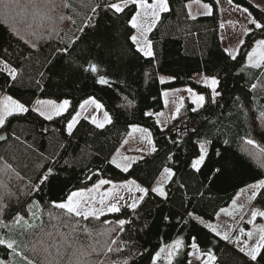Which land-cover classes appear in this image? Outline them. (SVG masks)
<instances>
[{
    "label": "trees",
    "instance_id": "trees-1",
    "mask_svg": "<svg viewBox=\"0 0 264 264\" xmlns=\"http://www.w3.org/2000/svg\"><path fill=\"white\" fill-rule=\"evenodd\" d=\"M118 1L94 0L102 7L93 14L87 7L80 6L81 0H70L72 8L59 7L53 15L64 14L76 23L73 24L72 19L57 20L59 35L53 34L46 42L39 41L38 51L10 34L11 26L17 22L27 23L30 17L21 21L20 16L15 20L0 16V50L8 48L13 53L0 58L17 66L23 79L22 84H13L5 73L0 72V93L24 102L36 98L58 102L69 99L72 102L68 112L53 121H45L30 113L10 118L6 127L0 129V133L7 132L6 139L0 142V170L6 164H11L15 170L9 174L13 177L11 180L0 175V181L8 184L7 191L16 194L6 201L11 205V211H6L0 219L10 222L12 213L26 211L27 204L37 200L41 208L38 209L40 219L36 225L42 219L44 230L53 233L52 237L45 239L49 243L58 242L57 229L51 226L57 222L49 221V212L58 214L61 210L52 207L53 201L61 202L71 191L90 188L99 179L114 182L136 179L147 186L162 166H168L176 175L175 183L168 189L167 202L152 195L148 203L142 205L139 218L122 208L120 213L106 214L100 221L90 219L82 223L103 229L117 227L115 221L118 219L132 221L125 226L123 233L118 228L112 233V238L119 236L123 247L122 252L111 257L117 264L124 259H128L129 264H150L149 254L159 247L178 237H183L187 245L193 236L203 251L211 249L216 255V264H246L247 258L235 246L215 236L204 225L195 221L184 224L183 220L189 219L186 212L191 210L205 221H213L221 208L231 204L236 190L264 179V157L260 156H264L261 151L264 149V117L261 116L264 113V70L246 66V54L264 35L260 30L244 35L237 60L233 61L221 43L220 11L216 0H202L211 6L212 14L196 19L189 17L186 10V3L190 0H169L171 11L161 15L160 22L149 34L155 58H145L130 40L133 28L129 20L135 6L130 5L119 14L103 7L108 2ZM20 2L23 4L25 0ZM230 3L248 9V13L264 22V10L250 0H231ZM88 16L92 17V26L78 32ZM249 28L254 29V26L250 24ZM74 36H79V40L66 53L55 51L64 48ZM50 56L54 57L53 63L46 65L45 60ZM92 64L98 65L97 73L85 71ZM41 71L46 73L43 78L39 76ZM197 73L218 76L220 85L217 90L221 95L216 98V103L210 102L211 91L207 86L192 81V76ZM101 75L110 81V86L96 82ZM160 75L174 79L161 84ZM36 79L43 80V91L35 85ZM188 84L205 95L209 102L204 108L193 112V104L186 99L176 118L162 128L153 116L145 115L148 111L155 113L163 109V89ZM89 97L105 106L113 123L96 129L82 117L75 126L74 137H68L65 121L79 111V105ZM132 125L143 126L152 133L157 151L144 155L128 173H123L108 161ZM43 128L48 132H43ZM13 133L19 140L14 139ZM248 139L254 144H248ZM205 141L210 142L206 144L207 156L197 173L189 165L200 153L199 144ZM60 144L64 148L58 149ZM54 149L59 150L58 156H52ZM168 156L172 157L171 161ZM48 157H52L55 164ZM50 165L54 167L55 178L43 186L42 191L30 196L20 193L21 189L26 190L30 180L35 181ZM217 168L221 169L219 173L215 171ZM15 173L23 179L17 178ZM89 176L92 178L88 179ZM181 183L185 188L179 187ZM4 191L0 189V194ZM200 192L204 195L200 196ZM254 203L264 210V196H258ZM164 216H169L171 222L164 221ZM28 217L26 214V219ZM104 220L110 223L102 224ZM59 231L66 229L61 227ZM40 234L39 228L26 232L13 229L21 251H26L24 245L30 246ZM7 235V229H0V236L7 238ZM117 246L120 244L114 247ZM190 250L185 248L174 264H188ZM0 258H10L2 246ZM158 264H166L163 257Z\"/></svg>",
    "mask_w": 264,
    "mask_h": 264
},
{
    "label": "snow or ice",
    "instance_id": "snow-or-ice-1",
    "mask_svg": "<svg viewBox=\"0 0 264 264\" xmlns=\"http://www.w3.org/2000/svg\"><path fill=\"white\" fill-rule=\"evenodd\" d=\"M231 2V0H229ZM130 5L135 6L134 14L129 20L131 28L136 30V34L130 36L132 44L135 45L136 51L139 52L145 58H155V52L153 50V42L149 39V34L156 28L157 24L161 20V15L171 11L169 6V0H119V2H108L103 5L105 9L114 10L115 13H124ZM81 7H87L93 14L97 13V10L102 7L99 3H94V0H81ZM63 7L64 9L72 8L73 5L70 0H25L21 4L20 0H0V16L5 18L16 19V16H20L21 21H24L27 17H30V22L25 24L23 29L13 25L11 26V36L22 40L24 44L28 45L31 49L38 51L39 41H47L53 37V34L59 35L56 23L57 20L64 21L65 19H72L71 17L59 14L54 16L53 13H57V9ZM204 8L207 9L206 15H211L212 10L208 4H204ZM17 9H21V12H16ZM248 12V9H244ZM16 15H13V13ZM189 16L192 19H196L195 16L189 11ZM85 23L77 29L78 32H83L85 28L92 26V17H86ZM247 22L254 26V29H245L244 35H248L253 30H260L264 35V22L253 17L251 13L248 15ZM72 23L76 21L72 19ZM47 25V26H46ZM47 35H44V31ZM35 38V39H30ZM79 36H74L64 48H57L55 51L60 53H66L68 48L73 46ZM243 43V40H240ZM228 57L231 60L236 61L239 55V50L233 51L225 50ZM13 53L8 48L0 50V57L5 55L11 56ZM247 63L246 66L252 69L264 70V38L258 39L255 42V46L250 52L246 54ZM54 57L50 56L46 58L45 64L50 65L53 63ZM85 71L90 73L98 72V65L92 64ZM0 72L7 75L13 84L23 83L21 77V71L17 66L6 58H0ZM46 73L41 71L39 76L45 77ZM202 82L211 90V103H216V98L221 95L217 90L220 85L218 76L201 75L197 74ZM174 79V77L159 78V82L164 84L167 80ZM100 85L110 86V81L103 75L96 81ZM38 90L43 91L44 85L42 79H36L34 81ZM252 88L255 89L256 85L253 84ZM187 92L192 94L191 103L195 105L191 110L193 112L204 108L205 104L209 101L206 100L205 95L196 94L193 89H186ZM164 96H168V92L163 93ZM72 106V102L69 99H63L58 102L55 99H41L36 98L34 101L24 102L20 99L14 98L12 95H4L0 97V129H4L9 123L10 118L26 116L30 113H35L38 117L45 121H53L58 117L63 116L68 112ZM88 106H92L95 110L92 115H83ZM183 105L181 104V107ZM104 105L94 97H89L83 103L79 105V111H75L71 118L65 121V131L68 137H74L75 126L80 122L83 115V119L89 120L96 129H103L106 125L113 123V117L109 111L104 110ZM180 112V107L175 109L176 115ZM96 113H102V118H97ZM146 116L152 117L153 115L162 116L163 113L154 114L151 111L145 113ZM264 117V113H261ZM173 118H176L174 115ZM157 124L160 121L157 120ZM163 127V125H161ZM43 132L47 133L48 129L43 128ZM133 131H139L144 133V139L147 140V144L150 146L147 149H137L139 152L155 153L157 147L152 140V133L146 128L134 127ZM13 137L19 140V137L13 133ZM248 144H254V141L248 139ZM127 143V140L124 141ZM210 142H202L199 144L200 153L196 159L191 161L189 167L195 172L201 171V166L204 164L207 156L206 144ZM64 148L63 144L58 146ZM54 149L52 156H58L59 150ZM264 152V149L261 150ZM218 154V153H217ZM43 155V154H42ZM119 152L112 156L108 161L109 164L114 165L123 173H128L133 165L137 164L138 159L142 160L143 156L139 158L122 156L120 160H117ZM52 159V157H48ZM169 161L172 160L171 156H168ZM52 164H55V160L52 159ZM39 167V165H38ZM11 164H6L5 167L0 170V175H4L11 180L13 177L9 175L14 172ZM217 173L221 169L215 170ZM95 175V173H94ZM176 173L173 168L168 166H162L158 170L157 174L153 176L149 185L145 186L139 183L136 179H125L122 183L117 185L110 179H99L92 187L86 189H78L71 191L65 200L61 202H52V207L58 210H62L58 214L49 212V221H56V224H52L53 228L57 229L56 235L59 236V241L48 242L46 237H52L51 231L44 230V221L41 219L40 224L29 223L26 219V214H30L37 219L36 211L33 209H40V202L32 200L26 206V211L17 210L10 216V222H6L0 219V229H7V238L0 236V246L4 247L8 251L9 259L0 258V264H117V261L112 260V256L119 254L123 251L122 242L119 241V236L112 238V233L117 232V228L120 233H123L125 226L132 221L128 219H118L115 221L117 227H109L98 229L95 226L84 224L82 221L95 220L100 221L102 216L106 214L120 213L122 208L129 210L137 218H139L140 211L143 210L142 205H146L152 195L159 197L161 201L167 202L169 200L170 192L169 187L172 183H175L174 177ZM17 178L23 179L19 176V173H15ZM55 178V170L53 166H47L46 169L41 172L35 181H31L25 186L26 190L21 189L20 193L26 196L32 195L34 192H40L51 179ZM92 177L89 176L88 179ZM105 185H111L110 189L103 192L100 189ZM180 188H185V184L181 183ZM0 189L5 190L3 194H0V216H3L6 211H11V205L6 201L10 199L15 193L7 191L8 184L0 181ZM250 190L249 201H256L258 196H264V179L257 181L256 183L248 185ZM121 190L127 193V196L121 194ZM243 191V190H242ZM203 196L204 193H198ZM19 197L17 196V200ZM123 202V203H121ZM233 205H236V200L232 201ZM239 209L245 207L244 204L237 206ZM221 213H227L226 209L221 208ZM216 218H219V213H216ZM251 219L248 223L252 224L256 221L257 217L264 218V210L261 208L253 207L250 212ZM186 216L189 219L183 220L184 224H188L190 221L198 222L204 225L215 236L220 237L225 241L230 240V235L233 229L229 228L228 231L222 232L218 227L214 226L211 222H206L204 217L197 215L195 211H187ZM235 219V217H232ZM162 219L166 222H171L169 216H164ZM102 224H109L110 221H101ZM63 227L66 231H59V228ZM147 227V226H145ZM20 228L23 231H29L30 229L39 228L41 234L31 242V245H24L26 251H21L19 242L13 236V229ZM241 236L247 238L241 240ZM103 237L104 239H101ZM110 240V242H109ZM237 246V249L244 257L247 258L246 264H264V225L254 227L252 231H245L244 228L239 229V235L231 240ZM120 244V246L114 247ZM185 248H190L194 252H189L188 256L196 255V259L201 264H216L217 257L211 251H203L201 246L197 242L195 236L191 237V242L186 245L183 237H178L169 244H165L163 247H159L157 251L149 254L150 264H158L163 259L166 264H174V261ZM147 251V250H145ZM27 252V254H26ZM143 255V253H140ZM120 264H129L128 259H124ZM188 264H192L191 259L188 260Z\"/></svg>",
    "mask_w": 264,
    "mask_h": 264
},
{
    "label": "rangeland",
    "instance_id": "rangeland-1",
    "mask_svg": "<svg viewBox=\"0 0 264 264\" xmlns=\"http://www.w3.org/2000/svg\"><path fill=\"white\" fill-rule=\"evenodd\" d=\"M250 1L264 10V0H250ZM149 2H151V0H149ZM216 2L218 4L219 11H220L221 43H222L223 47L225 48V50L227 49L228 51H233L234 49H238V47L241 44L240 40H242V38L244 36L245 29H248V25H250L247 22L249 13L245 12L244 8H242L240 6H236L234 4H231L229 2V0H216ZM204 4H208V3H206L202 0H190V1H188L186 3V10H187L188 15H189V11L195 17L206 15L205 13H206L207 9L204 8ZM29 22H30V20H29ZM25 24L26 23H22V24H20L19 22L15 23V25H18L19 27H22V28L25 27ZM133 34H136L135 29H133ZM44 35H47V33L45 34V31H44ZM30 39H34V38H30ZM246 63H247V59H246ZM197 74L192 76V78H191L192 81H194L197 84L205 86V84L202 82L200 77L197 76ZM199 74L203 75L202 73H199ZM161 76H164V75H160L159 78ZM164 77L167 78L168 76H164ZM169 81H171V80H167V82H169ZM188 88L193 89V92L196 94H202V93H198L189 84L183 85V86H178V87H175L172 89L165 88L162 90V100H163L164 106H163V109L161 111L155 112L154 114L163 113V115L162 116L153 115L156 122H157V120L160 121V124H158L160 127H161V125H163V127H165V125L168 122H170L174 119L173 118L174 115L177 116L175 113V109L177 107H180V111H181V108H182L181 104L182 105L184 104V100L188 99L191 102L192 94H190L189 92L186 91V89H188ZM165 91L168 92V96L163 95V93ZM4 95H6V94L0 93V97H2ZM193 107H195V105H193ZM94 112H95L94 108L92 106H88L87 110L83 113V115H89L90 116V115L94 114ZM83 115H82V117H83ZM96 115H97L98 119L102 118V113H96ZM134 127L145 128V127L140 126V125H132L130 127L128 133L125 135L121 144L119 145L116 152L114 153V155H115L117 153V151L119 152L120 155L117 156L118 161L120 160V158L122 156H125V155L130 156V157L139 158L140 156H144L146 154H149L148 152L137 151V149H140V148L147 149L150 146L147 144V140L143 138L145 134L141 133L139 131H133ZM125 140H127V143H124ZM206 147H207V145H206ZM260 156L264 157L263 155H260ZM260 156H258V157H260ZM114 183L119 185L122 182H114ZM110 188H111V185H105L100 189V191L103 192V191L110 189ZM242 190H241V192L237 193V195L235 196V200H237V202L240 204H244L245 207L243 209H241V213L238 215L236 221L241 220L240 226H238V227H239V229L244 228L246 231V228L248 227V225L253 224V223L252 224L248 223V221L251 219V215H250L251 209L253 207H256V208H260V207L257 206L254 203V201H249L250 190L248 189V186L243 188ZM121 194H124L127 196V193H124L122 190H121ZM121 203H123V202H121ZM231 209H233V208H231ZM261 210H263V209L261 208ZM33 211H36V210L33 209ZM36 213H37V217H39L38 209H37ZM233 215L236 216V214H233ZM257 219H258V221H260L261 217H257ZM27 220L29 223L36 224L38 219L29 214V217L27 218ZM239 221L237 224H239ZM238 235H239V230L232 237H236ZM241 237H240V239H241ZM243 238H245V236H243Z\"/></svg>",
    "mask_w": 264,
    "mask_h": 264
},
{
    "label": "crops",
    "instance_id": "crops-1",
    "mask_svg": "<svg viewBox=\"0 0 264 264\" xmlns=\"http://www.w3.org/2000/svg\"><path fill=\"white\" fill-rule=\"evenodd\" d=\"M256 182H254V183H256ZM247 186L248 185L236 190L232 195V201L235 199V196L237 195V193L241 192V190ZM238 205H240V203H238L237 200H236V205H233V203L231 202V204L228 207L224 208L227 210V213H230L231 215L226 214V213H221L219 211L218 212L219 213L218 219L215 218L213 221H206V222H211L214 226L218 227L219 230H221L222 232L228 231L229 228L233 229V231L231 232V235H230V240L226 241V242L232 244L236 248H237V246L234 243H232L231 240L235 238L232 236H234L238 232V230H239L238 226H240V223H241V220L240 221L238 220L239 224H237L238 221H236L238 215L241 213V209H239L237 207ZM231 208H233V209H231ZM233 214H236V216H234ZM233 216L235 217V219L232 218ZM261 225H264V218H261L260 221H258V219H256V221H254L252 225H248V227L246 228V231H252V230H254V227H258ZM244 239H246V236H245V238H243V236L241 237V240H244ZM190 252H194V250L191 249ZM189 259H191L192 264H201V262L196 259L195 254L192 255L191 257L189 256Z\"/></svg>",
    "mask_w": 264,
    "mask_h": 264
},
{
    "label": "water",
    "instance_id": "water-1",
    "mask_svg": "<svg viewBox=\"0 0 264 264\" xmlns=\"http://www.w3.org/2000/svg\"><path fill=\"white\" fill-rule=\"evenodd\" d=\"M91 65H89V67H90ZM88 67V68H89ZM6 137H7V132L6 131H2L1 133H0V142H2V141H4L5 139H6Z\"/></svg>",
    "mask_w": 264,
    "mask_h": 264
}]
</instances>
